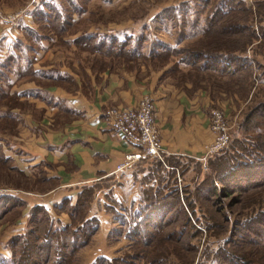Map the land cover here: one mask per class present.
<instances>
[{
	"label": "rangeland",
	"instance_id": "374dc122",
	"mask_svg": "<svg viewBox=\"0 0 264 264\" xmlns=\"http://www.w3.org/2000/svg\"><path fill=\"white\" fill-rule=\"evenodd\" d=\"M40 1L0 0V62L5 58V48L10 46L11 40L12 42L15 39L21 40V48L27 46L30 51L22 52L25 57L20 56L18 66L14 68L19 69L21 66L23 69L27 65V59L33 58L31 69L34 74V76L19 77L12 72L8 76L9 92L13 95L6 103L0 104V146H5L6 151L11 146V150H16L17 155H21L22 150L19 147L26 140L29 141V132L33 130L37 132L41 124L54 129L55 132L58 131L59 122L65 119H62V113L57 111L62 108L63 102L51 99L54 98L52 90L47 92L51 86L62 85L64 81L62 77L69 78L65 80L68 83L65 87L73 93V77L82 81L88 75L91 77L99 73L109 75L112 71L120 70L130 72L136 78L156 76L163 83L177 88L184 89L186 85L193 88L200 87L213 99L220 94L218 97L227 102L228 109L227 112L224 111L226 108L222 107L223 103L214 104L209 110L210 127L211 112L222 111L229 127L227 148L233 142L246 141L248 136L253 135L244 134L240 127L252 109L259 104H264V85L260 80L261 70L259 69L264 67V39L260 34V23L251 0H246L247 6L252 8L251 13L244 16L236 15L240 21H235L236 24L249 28L247 31L249 36L230 35L227 38L229 41L219 36L202 37L199 29L204 26V14L197 11L198 4L193 0H90L86 2L74 0L82 12L73 14L70 21L67 19L62 31L56 30L50 22H46V19L38 20L32 15L37 10L42 11L39 6ZM55 2L58 7L60 5L59 8L62 9L63 6V10L66 7L64 2L59 0ZM183 3L189 5L186 14L178 18L161 15L171 7L180 9ZM218 4L219 0H216L215 6ZM177 19L179 23L175 26ZM192 24L195 26L191 28ZM24 28L32 29L37 40L34 36L32 41L26 39ZM81 38L82 41H79ZM214 42L218 43L214 44ZM240 50L244 52H238ZM185 51L191 54L205 53V51L236 52L237 55L246 58L251 67L247 72H241L238 75H220L215 71L201 69L202 63L190 64L185 55H182ZM46 77H49V80ZM3 88L8 90L5 85ZM33 123L37 125L36 129L30 127ZM260 128L264 132L263 124ZM227 148L224 151L228 150ZM227 153L230 154V151ZM214 157L205 160H202L203 156L179 158L175 161L172 181L176 184L173 185V182L171 184L173 188H177L179 197H184L185 191L191 193L198 183L202 182L209 172L208 165L214 161ZM139 162L131 164L123 172L116 173V177L112 176L80 187V191L84 187L91 188L92 192H95L96 198L90 205L89 217H96L99 227L92 242L78 252L72 264H87V259L94 261L97 258L109 261L128 259L127 264H148L146 262L148 260L143 257L145 255L152 260L162 258L161 264H197L204 241L211 244L215 242V239L225 241L232 238L229 236L230 230H224L222 233L214 231L215 237L211 236L209 239L203 233L200 242L198 238L191 241L192 245L198 247L195 258L191 253L180 248V256L177 255L173 251L178 250L177 245L164 243L162 237L154 241L160 242L158 245L149 244L147 248L135 244V240H125L123 232L126 231L127 226L121 225L116 220L128 222L130 218L122 214L121 210L135 213L143 208L142 198L145 194L148 195L150 190L153 191L149 184H145L147 180H144L146 174L144 164ZM41 170L42 167L39 168V172ZM58 185V182H44V178L39 173L35 177H25L18 168L13 169L8 160L5 163L0 162V197L8 196L7 201L10 204L7 208L0 206L2 211L0 213V251L5 250V242L25 228L29 207L24 193L44 199L43 196ZM28 195L26 197L32 205L37 202L38 198ZM237 198L238 196L233 194L222 202L229 204L230 200ZM16 199L22 200L26 205L23 208L19 207L15 203ZM213 199L218 201L220 198L216 195ZM259 204L264 209V195ZM107 206H110L109 211H112L114 217L105 212ZM230 206V209L224 211L226 220L230 223L235 220L243 222L245 219L239 211V206L235 203ZM48 210L52 221L61 225L69 222L66 215V217L64 214L56 216L53 215L51 208ZM196 210L198 211L197 208ZM250 211V208L244 210L243 214ZM4 213L6 214L3 215ZM228 226L229 224L225 223L224 227ZM261 249L256 251L257 258L253 264H264V257L260 258L264 255L262 253L264 246ZM250 251V248H244L241 252L246 254Z\"/></svg>",
	"mask_w": 264,
	"mask_h": 264
},
{
	"label": "trees",
	"instance_id": "16d2710c",
	"mask_svg": "<svg viewBox=\"0 0 264 264\" xmlns=\"http://www.w3.org/2000/svg\"><path fill=\"white\" fill-rule=\"evenodd\" d=\"M59 1L66 4L64 10L63 6L62 9L59 8L60 5L58 7L55 0H41L39 6L42 11L37 10L32 15L38 20L46 19L52 27L62 31L66 20L70 21L73 14L81 13L82 10L74 0ZM193 1L198 4L197 11L204 14V26L199 29L202 37L219 36L229 41L227 38L230 35L247 36L249 34V32L247 34L249 31L247 26L235 23V21H240L236 15L244 16L252 11V8L247 6L246 0H219L217 6H215L216 0ZM251 1L260 23V34L264 39V0ZM188 10V3H183L180 9L171 7L161 15L178 18L186 14ZM66 13H69L68 16ZM19 21L22 20L19 19ZM57 23L60 24L57 25ZM176 23L178 25L179 19L175 20V26ZM194 26L192 24L191 28ZM24 31L26 39L32 41V36L36 38L32 29L24 28ZM79 41H82V38ZM217 43L214 42V44ZM9 44L10 46L5 48L8 53L5 51L6 56L0 62V104L6 103L13 95L9 92V74L13 72L19 77L34 76L31 69L33 58L32 60L27 59V65L23 69L21 66L19 69L14 68L18 66L20 56L25 57L23 53L29 52L30 48L27 46L21 48L22 41L18 39L13 42L11 40ZM238 52L243 53L244 51ZM182 55H185L184 57L190 64L202 63L201 69L215 71L220 75H238V73L247 72L251 67L246 58H242L236 52L211 53L205 51V53L191 54L185 51ZM259 69L261 70L260 80L264 85V67ZM3 85L8 87V90H5ZM262 124L264 125V104H259L240 124L244 134L253 135L248 136L246 141L233 142L227 148L228 150L213 156L215 159L209 163V172L202 182L198 183L191 193L185 191L184 197H179L177 188H173L171 184L172 182L173 185L176 184L172 181L174 165L175 161L181 157L161 155V160L151 157L140 161L139 163L144 164L146 173L144 180H147V183L145 184H149L153 191L150 190L148 195L144 193L145 197L142 198L144 206L135 213H130L125 209L121 210L122 214L130 218L128 222L116 220L121 225L127 226L126 231L123 232L125 240H135V244L147 248L149 244L158 245L160 242L155 243L154 241L162 237L164 243L177 245L178 250H173L177 255H179L180 248L191 253L195 258L198 247L192 245V240L198 238L200 242L203 233L209 239L211 236L215 237L214 231L222 233L224 230H230L231 239L225 241L215 239V242L211 244L204 241L197 264H253L257 258L256 251L262 250L264 246V209L259 204L264 195V132L260 128ZM3 150L4 147L0 146L1 163L7 162ZM227 151H230V154ZM149 160L151 162H148ZM167 168L170 170L167 171ZM88 189L81 188L73 205L69 199L53 205L52 210L56 216L64 214L68 217L69 222L65 225L52 221L45 207L33 206L28 211L24 230L6 242L5 250L9 252V257L0 255V264H72L78 252L88 246L98 232V219L89 217L90 205L96 196L94 197L95 192L93 193L91 188ZM233 194H236L238 198L230 200L229 204L222 202L232 197ZM216 195L220 198L218 201L213 199ZM7 198L9 197H0V206L6 208L10 206ZM15 203L21 208L26 205L25 202L17 199ZM233 203L239 206V211L245 219L243 222L235 220L230 223L226 220L224 211L230 209ZM249 208L251 211L243 214V211ZM109 210L110 206H107L105 212L114 217L112 211ZM225 223L229 224L227 228L224 227ZM244 248H250L251 251L243 254L241 251ZM143 257L148 260L146 261L148 264H161L163 260L162 258L152 260V258H147V255ZM262 257L264 255L260 258ZM127 261L128 259L109 261L97 258L92 264L122 262L127 264Z\"/></svg>",
	"mask_w": 264,
	"mask_h": 264
},
{
	"label": "crops",
	"instance_id": "0c3cea01",
	"mask_svg": "<svg viewBox=\"0 0 264 264\" xmlns=\"http://www.w3.org/2000/svg\"><path fill=\"white\" fill-rule=\"evenodd\" d=\"M46 78L49 80V77ZM62 80V85L51 86L47 92L52 90L54 98H50L63 102L62 108L57 111L65 119L59 122L60 127L56 128L58 131L40 123L39 130L36 132L32 129L29 141L26 140L19 147L21 155L11 150V146L8 151L3 146L5 159L13 169L22 171L25 177H35L39 173L44 182L59 183L44 194V199L24 193L28 211L38 205L49 212L48 208L52 209L53 205L65 199H69L73 205L80 187L116 177V167L123 162L124 157L140 150L110 129L105 116L108 109H133L144 97H150L155 104L161 155L181 158L203 156L204 147L213 139L210 108L214 104L223 103L222 107L226 109H222L225 112L228 109L227 102L218 97L220 94L213 99L200 87L186 85L184 89L177 88L163 83L156 76L136 78L123 70L112 71L109 75H88L82 80L83 84L73 77V93L65 87L68 84L65 80L69 78L64 76ZM30 127L36 129L37 125L33 123ZM14 147L17 148L15 144ZM27 195L38 198L37 202L32 205ZM8 253L7 250L0 251L4 257H9ZM86 261L87 264L94 262L91 259Z\"/></svg>",
	"mask_w": 264,
	"mask_h": 264
},
{
	"label": "built area",
	"instance_id": "2783aa9c",
	"mask_svg": "<svg viewBox=\"0 0 264 264\" xmlns=\"http://www.w3.org/2000/svg\"><path fill=\"white\" fill-rule=\"evenodd\" d=\"M105 116L112 131L119 133L128 143L140 149L137 153L126 155L123 162L116 167V173L123 172L131 164L147 158L161 159L162 147L155 120V104L149 97H144L133 109L110 108ZM210 131L213 139L204 147L202 160L218 155L229 144V127L222 111L211 112Z\"/></svg>",
	"mask_w": 264,
	"mask_h": 264
}]
</instances>
